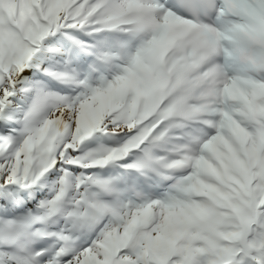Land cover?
<instances>
[{
  "label": "snow or ice",
  "instance_id": "obj_1",
  "mask_svg": "<svg viewBox=\"0 0 264 264\" xmlns=\"http://www.w3.org/2000/svg\"><path fill=\"white\" fill-rule=\"evenodd\" d=\"M0 264H264V0H0Z\"/></svg>",
  "mask_w": 264,
  "mask_h": 264
}]
</instances>
